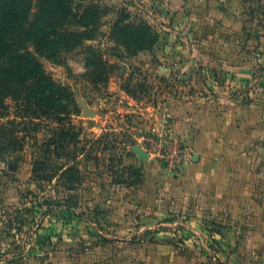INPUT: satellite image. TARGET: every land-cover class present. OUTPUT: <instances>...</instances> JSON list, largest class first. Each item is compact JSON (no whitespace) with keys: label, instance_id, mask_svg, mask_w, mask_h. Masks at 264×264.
Wrapping results in <instances>:
<instances>
[{"label":"rangeland","instance_id":"1","mask_svg":"<svg viewBox=\"0 0 264 264\" xmlns=\"http://www.w3.org/2000/svg\"><path fill=\"white\" fill-rule=\"evenodd\" d=\"M97 3L107 7V12L91 39H83L56 58L37 55L46 75L72 94L64 100L71 112L64 115V126L70 130L72 123L71 131L76 134L75 142L67 143L62 150L60 160L55 153L48 154L47 173L59 161L71 163L75 154L78 180L72 185L58 183L57 177L48 182L39 180L33 171L35 160L44 156L41 146L55 137V118L48 115L19 124L24 120L16 117L10 99V110H0V145L8 142L2 130L8 135L15 130L14 135L24 145L0 151V264H146L148 256H156L164 264H264V222H207L199 229L188 215L178 218L170 213L163 217L165 224L145 229L154 231L153 236L130 240L116 237L111 217L124 200L134 197L133 187L139 184L140 177L132 174L131 161L142 147L141 135L147 131L145 108L158 91H172L176 80L160 79L159 75L156 84V72L135 63L154 59L156 47L171 33L165 29L168 22L159 16L168 7L165 0ZM235 3L255 27H193L191 42L196 45L197 57L206 61L199 66L205 75L221 70L223 75L221 67L225 65L220 64L227 56L233 61L236 57L238 61L260 60L259 72L264 71V0ZM123 10L130 13L132 21L144 20L153 28L158 37L154 47L128 53L114 38L112 25ZM82 30L90 36L88 29ZM135 77L143 82L133 83ZM156 85L161 87L157 91ZM120 87L130 97L138 95L140 109L129 105ZM84 105L92 115L85 114Z\"/></svg>","mask_w":264,"mask_h":264},{"label":"crops","instance_id":"2","mask_svg":"<svg viewBox=\"0 0 264 264\" xmlns=\"http://www.w3.org/2000/svg\"><path fill=\"white\" fill-rule=\"evenodd\" d=\"M165 5L168 7L159 16L168 22L165 29L171 33L156 47L154 59L135 63L156 72L154 83L160 75V79L174 78L176 85L172 91H158L145 108V133L153 125L160 133L169 129L184 145L187 157L178 168L162 165L153 157L146 161L134 157L131 166L141 172V182L133 187L134 197L124 200L111 217L116 237L130 240L153 236L154 231L145 229L165 224L163 217L170 213L178 218L188 215L199 229L207 222H264V86L258 84L260 60L238 61L236 57L233 61L227 56L220 64L225 65L221 67L223 75L222 70L205 75L199 66L206 61L197 57L196 45L191 42L193 27L255 24L249 23L235 0H165ZM160 88L156 85L155 90ZM119 91L129 99V105L140 109V98L139 102L130 97L122 87ZM146 264H164V260L148 256Z\"/></svg>","mask_w":264,"mask_h":264},{"label":"trees","instance_id":"3","mask_svg":"<svg viewBox=\"0 0 264 264\" xmlns=\"http://www.w3.org/2000/svg\"><path fill=\"white\" fill-rule=\"evenodd\" d=\"M0 0V110H10L8 99L14 102L17 115L26 123V119L34 122L36 118L51 116L56 119L58 128L54 138H50L41 147L42 156L35 160L34 173L39 180L52 182L57 177L58 183L67 181L72 185L80 175L77 159L73 154L71 163L61 161L48 172V154L55 153L61 159L62 150L67 143L75 142L76 134L64 126V115H70L68 104L64 102L72 98L68 91L46 75L37 55L56 58L64 50H72L83 39H91L95 28L101 22L107 7L97 3L98 0ZM89 31L88 36L85 30ZM114 38L134 53L138 50L151 49L158 41L153 28L144 20H131L130 13L123 10L119 13L111 29ZM94 74L97 71H93ZM258 84L264 86V71L258 77ZM132 94V90L125 88ZM137 98L136 93L132 94ZM14 123V122H12ZM66 124V123H65ZM7 143H1L0 151L7 152V146L23 147L15 130L10 135L2 130ZM54 149L51 150V146ZM11 148V147H10ZM39 158V157H38ZM74 162V164L72 163ZM76 162V163H75ZM132 174L140 177L139 169L131 167Z\"/></svg>","mask_w":264,"mask_h":264},{"label":"built area","instance_id":"4","mask_svg":"<svg viewBox=\"0 0 264 264\" xmlns=\"http://www.w3.org/2000/svg\"><path fill=\"white\" fill-rule=\"evenodd\" d=\"M141 141L149 157L165 162L168 167L178 168L187 157L184 145L174 139L169 129L160 133L153 125L147 133L141 135Z\"/></svg>","mask_w":264,"mask_h":264},{"label":"water","instance_id":"5","mask_svg":"<svg viewBox=\"0 0 264 264\" xmlns=\"http://www.w3.org/2000/svg\"><path fill=\"white\" fill-rule=\"evenodd\" d=\"M84 109H85L86 115H92L93 114L87 105H84ZM138 153H139L138 156H139L140 160L146 161L149 159V155L144 148L141 147V149L139 150Z\"/></svg>","mask_w":264,"mask_h":264}]
</instances>
